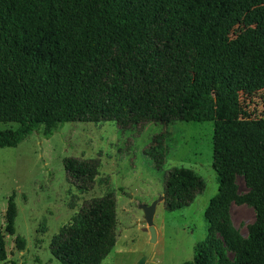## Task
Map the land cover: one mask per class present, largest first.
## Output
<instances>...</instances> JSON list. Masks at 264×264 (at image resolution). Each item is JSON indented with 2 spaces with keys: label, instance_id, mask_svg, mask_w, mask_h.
Here are the masks:
<instances>
[{
  "label": "trees",
  "instance_id": "1",
  "mask_svg": "<svg viewBox=\"0 0 264 264\" xmlns=\"http://www.w3.org/2000/svg\"><path fill=\"white\" fill-rule=\"evenodd\" d=\"M263 98L264 0H0V122L18 124L0 130V148L41 128L48 138L66 122H214L219 190L206 211L209 234L185 264H264V114L250 109ZM64 164L72 184L94 187L99 159ZM236 172L260 183L246 240L224 210ZM201 186L193 169L172 167L165 209L188 206ZM7 207L13 232V197ZM79 215L83 228L61 227L52 249L60 264H100L116 243L115 195L84 200ZM220 218L223 241L212 235Z\"/></svg>",
  "mask_w": 264,
  "mask_h": 264
},
{
  "label": "rangeland",
  "instance_id": "2",
  "mask_svg": "<svg viewBox=\"0 0 264 264\" xmlns=\"http://www.w3.org/2000/svg\"><path fill=\"white\" fill-rule=\"evenodd\" d=\"M250 107L264 114V98ZM16 122H0V130L16 129ZM44 128L16 147L0 148V225L7 250L5 264H60L52 242L64 225L83 228L79 209L84 200L113 193L116 197V243L100 264H137L147 250L150 232L141 204L163 196L165 177L172 167L193 169L202 178L200 192L176 211L160 201L154 215L157 241L149 264H185L195 246L207 238L206 211L219 190L213 168V121L148 122L122 128L116 121L66 122L46 138ZM97 158L99 171L93 188L80 190L67 179V157ZM260 187L236 172L232 199L224 205L237 232L247 239L255 221L251 195ZM16 205L14 231L7 230L8 199ZM220 218L212 233L223 241ZM233 261L236 251L226 246Z\"/></svg>",
  "mask_w": 264,
  "mask_h": 264
},
{
  "label": "water",
  "instance_id": "3",
  "mask_svg": "<svg viewBox=\"0 0 264 264\" xmlns=\"http://www.w3.org/2000/svg\"><path fill=\"white\" fill-rule=\"evenodd\" d=\"M164 196H160L158 199L154 200L150 205L141 204L140 208L143 209L145 214V223L148 226L149 232H150V240L147 247V250L145 251L144 255L139 259L137 264H149L148 258L150 257L154 244L157 241V232L156 228L154 226V215L156 212V207L160 201L164 200Z\"/></svg>",
  "mask_w": 264,
  "mask_h": 264
}]
</instances>
